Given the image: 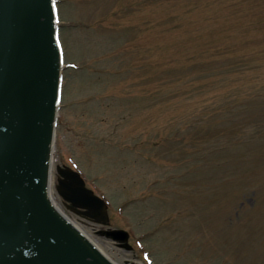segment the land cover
I'll return each instance as SVG.
<instances>
[{"label": "rangeland", "instance_id": "1", "mask_svg": "<svg viewBox=\"0 0 264 264\" xmlns=\"http://www.w3.org/2000/svg\"><path fill=\"white\" fill-rule=\"evenodd\" d=\"M54 2V202L129 262L264 264V0ZM67 166L106 221L63 198Z\"/></svg>", "mask_w": 264, "mask_h": 264}, {"label": "water", "instance_id": "2", "mask_svg": "<svg viewBox=\"0 0 264 264\" xmlns=\"http://www.w3.org/2000/svg\"><path fill=\"white\" fill-rule=\"evenodd\" d=\"M56 32L53 0H0V264H114L50 197L62 72ZM58 173L63 198L106 221L104 201L79 174ZM104 234L128 239L120 229Z\"/></svg>", "mask_w": 264, "mask_h": 264}, {"label": "bare ground", "instance_id": "3", "mask_svg": "<svg viewBox=\"0 0 264 264\" xmlns=\"http://www.w3.org/2000/svg\"><path fill=\"white\" fill-rule=\"evenodd\" d=\"M64 64V62H63ZM54 139L55 136H53V143L52 146L54 147ZM52 165H53V160H52ZM50 166V189L52 188V179H53V166ZM55 203V202H54ZM56 207L60 210L61 213H63L65 216L66 214L61 210V208L58 206V204H56ZM67 217V216H66ZM68 218V217H67ZM69 219V218H68ZM78 229H80L83 234L87 237V239L93 243V245L96 246V248L111 262H113L114 264H143L140 263L138 261L136 262H129L128 260L122 258L121 256H119L116 252H114V249L112 247L108 246H102L100 244H98L97 242H95L77 223H75L74 221H72L71 219H69ZM127 262V263H126Z\"/></svg>", "mask_w": 264, "mask_h": 264}]
</instances>
